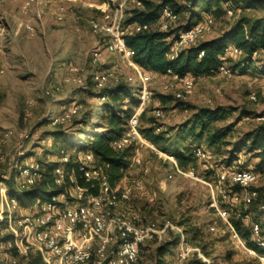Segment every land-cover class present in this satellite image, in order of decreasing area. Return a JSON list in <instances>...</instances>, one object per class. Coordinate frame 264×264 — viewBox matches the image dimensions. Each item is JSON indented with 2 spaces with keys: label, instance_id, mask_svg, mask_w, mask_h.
<instances>
[{
  "label": "rangeland",
  "instance_id": "374dc122",
  "mask_svg": "<svg viewBox=\"0 0 264 264\" xmlns=\"http://www.w3.org/2000/svg\"><path fill=\"white\" fill-rule=\"evenodd\" d=\"M24 1L4 0L0 4V26L4 29L1 37L4 50L0 62L5 68V73L0 79V130L11 132L9 139L0 146V171L7 174L13 170L14 160L22 159L25 154L27 155L23 157L24 161L37 158L55 161L56 149L61 144L55 141L53 133L62 131L66 135L76 134V130L83 125L74 121L81 119L86 113L90 117L91 125L99 121V115L93 113L102 103L93 94L96 90L92 86L90 75L94 71L112 69L121 77L131 72L122 58L114 57L110 53H102L95 66L89 62L91 50L96 46L102 48L99 45L101 36L90 29L89 20L98 18L102 12L118 4L120 0H33L23 8ZM185 1L175 0L178 4ZM237 1L242 3L241 0ZM237 1L229 0L227 5H234ZM60 4L65 6L66 11L64 18L58 20L56 13ZM132 4L128 0L126 7L131 8ZM222 5L226 7L224 2ZM263 12L264 7H254L244 13L257 15ZM239 13L232 16L220 13L214 18L211 31L205 34L202 40L223 32ZM205 15L206 12L201 13L202 17ZM25 25H30L32 30H28ZM240 59V56L229 57L227 65H234ZM263 59L264 53L256 56L257 61ZM68 63L82 68L84 85L66 82L51 95L43 94L44 88L65 72ZM252 67L251 64L245 71L236 69V72H230L226 76L210 74L195 77L193 93L177 106H174V100L164 102L160 98L163 95H172V88L165 77L154 74L148 86L151 96L143 108L144 118L139 115V126L146 124L155 107H160L165 113V117L157 123L162 129L168 130L198 107L219 105L228 110V113L214 122V125L229 128L225 139L235 143L239 134L259 123L254 117H240L241 113L245 110H250L253 116L264 113L263 99L257 103L247 100V95L257 91L259 86V77ZM71 103L78 104L79 107L78 115L71 120L58 127H53L43 120L49 113L54 114ZM19 132L27 133V138L21 139ZM70 142L69 138L63 146ZM200 146L209 151L210 158L207 161L195 159L190 166L206 183L174 174L171 162L164 156L145 144L138 147L135 154L139 162L129 165L126 176L128 181L139 179L142 188L134 191L127 203L129 212L135 213L143 223L153 221L157 224H161L165 219L178 224L177 221L182 215H188L191 221L199 224L202 231L207 233V237H210V259L215 262L224 260L229 264H254L230 238L224 221L210 205L213 198L219 201L222 192L227 190V186L218 181L217 171L222 168L231 170L240 167L235 164L233 167L220 165L219 157L212 148L204 143H200ZM19 151L22 154H19ZM248 155L241 151L238 154L239 161H246ZM254 162L255 159H252L247 167L252 168ZM207 169L213 172L205 178ZM169 174L171 177H168ZM122 181L125 180L122 179L118 184ZM252 186L262 189L264 194V186L260 180ZM239 202L240 199L234 200L233 208H236ZM228 211L229 217H232L233 211ZM249 216L251 220L264 222L260 221L264 220V213L257 209H250ZM210 226L215 230H210ZM171 234L175 233L169 228L166 237ZM160 241H144L136 264H153L154 248ZM175 251L176 246L173 256L166 257L169 264H177Z\"/></svg>",
  "mask_w": 264,
  "mask_h": 264
},
{
  "label": "built area",
  "instance_id": "2783aa9c",
  "mask_svg": "<svg viewBox=\"0 0 264 264\" xmlns=\"http://www.w3.org/2000/svg\"><path fill=\"white\" fill-rule=\"evenodd\" d=\"M4 0H0V4ZM33 0H25L22 7L26 8ZM133 4L131 8L142 6L141 0H130ZM128 0H120L118 4L102 12L98 18L89 20L90 29L101 36L100 44L90 52L89 62L95 66L102 53L118 54L125 65L131 70L130 73L121 77L112 69H102L94 71L90 78L93 87L97 90L107 85H112L120 80L129 84L136 83L134 95L139 101L138 106L127 118V124L122 134L112 145L115 148H122L132 142L138 147L145 144L157 154L164 156L172 164L174 174H181L202 182L193 169L180 167L174 156L159 150L154 144L150 143L139 131V115L145 104L149 101L151 91L149 84L153 80V73L143 70L133 60V50L129 48L124 40L126 29L123 22L127 11L131 8L126 7ZM65 6L58 5L56 18L61 20L65 16ZM241 8L235 10L225 9V14L232 16L239 13ZM178 14L170 5L165 4L160 8L159 15L153 21L143 24H136V31L157 27L159 30H167L176 23ZM212 15H205L190 26L179 30L169 55L174 56L179 50L201 41L203 36L211 31L214 24ZM28 30H32L30 25H25ZM3 27L0 26V58L3 53ZM202 52L199 53V56ZM240 50L233 44H227L220 56V63L216 70V75L226 76L230 72H236L227 65V59L232 56H239ZM258 53H252V69L259 77L257 91L250 92L247 100L250 103H257L260 99L264 100V59L256 60ZM82 68L68 64L65 72L56 77L53 82L44 88L43 94L51 95L60 89L66 82L77 85H84V78L81 75ZM5 73V68L0 62V79ZM169 82L174 100L183 101L193 93L195 80L189 74L178 75L167 70L161 75ZM104 101V96L97 97ZM124 101H128L126 98ZM79 113L78 104L71 103L62 112L47 115L49 125L56 127L66 121L71 120ZM153 116L157 119L165 117L164 111L160 107L152 110ZM259 122H264V113L253 116ZM162 126L155 125V131H160ZM11 136L8 130H0V146H2ZM21 139L27 138V133L19 132ZM135 151V152H136ZM19 154H22L19 151ZM196 159L207 161L210 158L209 151L197 146L193 149ZM91 154L83 152L80 154L78 166L83 171L85 180L89 181L98 176L97 170L90 169ZM15 159L12 167L15 173L13 181L14 192H9L7 184L0 181V264H19L29 253L39 256L42 264H136L140 255L141 244L146 240H163L167 230L170 228L177 236L175 260L180 263L195 254L201 259L203 264H212L211 259L201 253L199 248L189 242L183 228L165 219L161 224L155 222L143 223L135 213L129 212L127 203L130 201L134 191L142 188L139 179L128 181L124 177L121 184L111 186L104 177H98V190L91 194L85 187L79 185L67 186L63 193L52 194L44 199H35L32 204L23 206L17 198V194L28 189L36 179L40 177L39 169L41 163L36 159L24 161ZM68 155L61 153L56 157L58 163L66 162ZM139 158L136 154L131 158L129 165L138 163ZM54 184L60 185L64 182V167L59 164L54 168ZM218 181L225 183H236L240 186V192H233L232 200L240 199L244 204L250 203L256 196L257 190L250 188L258 180L264 186V168L255 171L246 167L241 169L222 168L217 171ZM171 177V174L168 175ZM72 180V176L69 175ZM228 194L223 191L221 200H226ZM217 216L222 219L230 238L240 249L249 256L254 264H264V239L260 237V227L257 222L250 225V238L253 246L245 244L239 236L231 222L228 220L227 210L222 207L219 201L212 199L210 203ZM259 209L264 210V199L258 205ZM210 230H215L213 226ZM216 264H229L227 261L220 260Z\"/></svg>",
  "mask_w": 264,
  "mask_h": 264
},
{
  "label": "trees",
  "instance_id": "16d2710c",
  "mask_svg": "<svg viewBox=\"0 0 264 264\" xmlns=\"http://www.w3.org/2000/svg\"><path fill=\"white\" fill-rule=\"evenodd\" d=\"M141 1L142 6L127 11L123 26L126 29L124 40L126 45L133 50V60L145 71L158 75L165 74L167 70L178 75L189 73L195 80L197 76L216 73L220 56L227 44H233L240 50L241 59L238 63L230 65L232 69L245 71L252 64L251 56L254 51L258 55L264 53V12L257 15L244 13L245 10H251L254 7H264V0H241L242 3H238L236 0L234 5H227L229 0H186L181 4L176 3L175 0ZM223 2L226 7L222 5ZM165 4L170 5L178 14L175 24L164 31L159 30L156 26L140 31L134 29L136 24H143L156 19L160 8ZM226 8L233 10L241 8V13L223 32L185 47L170 57V47L179 30L198 21L202 17V12H206L215 18L220 13H225ZM200 52L202 54L199 56ZM95 90L96 92L93 94L96 98L105 97V100L101 101L102 103L93 112L99 115V121L91 125L89 123L90 117L86 113L81 119L74 121L83 125L82 128L76 130V134L66 135L62 131L53 133L55 141L61 144L56 149V157L63 152L68 155V159L62 163L36 159L41 163L40 177L28 189L17 194V198L23 206L32 204L33 200L37 198L45 199L52 194L63 193L67 186L72 185L85 187L89 193L95 194L98 190V177H104L109 185L115 186L125 176L130 160L135 154L136 143L132 142L118 149L112 145V142L125 130L127 118L139 104L134 95L136 86L120 80L115 84ZM126 98L128 101H124ZM160 98L164 102L174 100L172 95H163ZM174 101L176 102L174 106L181 103V101ZM63 110L60 109L57 112L60 113ZM227 113L228 110L219 105L201 106L194 109L176 126L160 131H155L158 120L152 114L151 117L147 118L146 124L138 126V129L159 150L172 154L177 164L184 169L191 168L194 170L190 166L196 159L193 155V149L200 146V143H204L218 155L220 165L233 167L232 165L235 164L240 167L237 169H241L246 168L250 161L255 159L251 167L255 171H261L264 168V122H259L243 131L237 137V141L232 143L225 139L230 129L227 127L219 128L214 125V122L224 118ZM252 114L250 110H245L240 117H253ZM144 116L145 111L143 110L140 117L144 118ZM43 120L49 124L47 116ZM69 138L71 139L70 144L63 146V143ZM228 145L229 148L227 149ZM241 151L249 154L244 162L239 161L238 154ZM83 152L91 154L89 168L98 172V176L89 181L85 180L83 171L78 166L80 154ZM26 155H22V158ZM59 164L64 167V182L55 185L53 171ZM212 172L211 169H207L204 173L205 178H208ZM14 175L13 171H10L9 174L0 171V181L7 184L8 191L11 193L15 191ZM69 175L72 176V180L69 179ZM224 185L227 186L228 198L224 201L220 198L219 203L227 210V213L229 212L228 209L233 211L232 217H229L228 214V220L245 244L253 246L250 238L252 222L259 224V234L264 239V222L251 220L249 216L250 209H257L264 213V210L258 207L261 200L264 199L262 189L251 185L250 188L257 190V196L250 203L244 204L240 201L239 205L233 208L235 203L230 196L233 192H240V186L236 183H230L228 180ZM260 221L264 220L260 219ZM177 223L183 228L186 239L197 246L203 255L210 257L209 244L211 239H208L210 237H207V233L202 231L200 225L192 222L188 215H182ZM176 243L177 236L175 234L161 240L154 248L153 264H169L166 257L173 256ZM211 262L212 264L217 263L212 258ZM19 264L42 263L39 256L31 252ZM177 264L203 263L200 258L192 254Z\"/></svg>",
  "mask_w": 264,
  "mask_h": 264
},
{
  "label": "crops",
  "instance_id": "0c3cea01",
  "mask_svg": "<svg viewBox=\"0 0 264 264\" xmlns=\"http://www.w3.org/2000/svg\"><path fill=\"white\" fill-rule=\"evenodd\" d=\"M110 54L113 55L114 57H118L119 59L121 58V57H120L118 54H116V53H110ZM68 64H72V63H68ZM68 64H67V65H68ZM67 65H66V66H67ZM115 66H117V65H115ZM127 170H128V169H127ZM127 170H126V173H125V176H124L125 178H127L126 175H127V173L129 172V171H127ZM124 177L122 178L123 180H124ZM122 179H121V180H122ZM122 182H123V181H122Z\"/></svg>",
  "mask_w": 264,
  "mask_h": 264
}]
</instances>
